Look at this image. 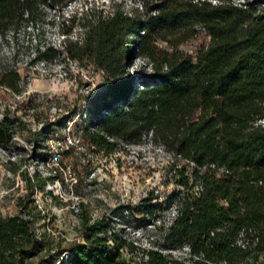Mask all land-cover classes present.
<instances>
[{
  "label": "trees",
  "instance_id": "1",
  "mask_svg": "<svg viewBox=\"0 0 264 264\" xmlns=\"http://www.w3.org/2000/svg\"><path fill=\"white\" fill-rule=\"evenodd\" d=\"M39 1L59 7L66 0H0V29L42 18ZM256 3L140 0L131 10L114 3L105 12L90 7L70 15L81 27L80 36L67 38L65 49L102 73V86L89 97L82 140L109 153L116 141L106 134L134 141L152 128L174 152L167 172L179 186L163 200L150 190L125 205L142 223L176 200L178 213L160 244L187 243L191 255L175 257L151 248L140 264H264V9ZM198 28L206 37L195 50L180 47L197 38ZM55 50L48 46L39 55ZM135 55L142 63L129 71ZM17 78L12 69L0 73V81L14 88ZM14 121L7 113L0 117L1 145L10 141ZM50 123L33 135L43 141ZM30 193L18 201L27 211ZM112 211L121 214L122 208ZM106 224L105 217L83 214L79 234L84 241L68 244L71 252L63 264H125L118 250L125 238L115 234L111 245L97 233ZM44 248L30 219L21 213L0 215V264H48L51 257L44 253L33 258Z\"/></svg>",
  "mask_w": 264,
  "mask_h": 264
},
{
  "label": "rangeland",
  "instance_id": "2",
  "mask_svg": "<svg viewBox=\"0 0 264 264\" xmlns=\"http://www.w3.org/2000/svg\"><path fill=\"white\" fill-rule=\"evenodd\" d=\"M139 2L140 0H66L59 7L56 4L38 2V8L43 14L42 18H34L37 20L38 32L43 39L61 48L58 56L56 55L59 62L48 64L49 68L67 73L62 86L55 78L35 76L32 86L36 89L21 98H14L11 93L0 89V110L15 120L10 127V141L5 145L0 144V215L17 212L20 205L18 201L21 197L24 199L30 190L31 198L34 194H39L44 200V215L34 211L40 225L47 223L67 236L80 238L79 225L83 214L90 216L94 211L111 208L117 202L134 205L152 190L151 186H157L164 198L173 187L179 186L172 178H168L167 165L171 162L169 154L172 150L166 146L164 158L148 162L144 158L135 159L131 151L120 146L109 153L92 150L80 134L84 127V113L86 117L89 114V97L102 86V73L92 69L87 61L80 63L74 59L76 70L70 66L74 63H69L68 53L62 51L65 45L63 42L67 38H78L81 28L79 23L70 19V15L74 13L77 17L90 7L101 8L105 12L114 3L131 10L133 7L139 8ZM259 4L264 9V0H258L256 5ZM197 30V38L183 41L179 46L194 51L199 40L206 37L201 28ZM141 63L142 58L135 55L127 69L137 71ZM16 85L17 88H14L7 84L17 90L20 88L18 80ZM53 106H56L55 111ZM73 109L76 112H72ZM47 121L51 122V131L41 141L33 135V130ZM68 135L78 137L80 143L67 142ZM135 141L137 140L131 142ZM64 148L68 151L64 152ZM46 152L47 156L43 158L41 154ZM30 184L32 187L29 189ZM57 191L67 199L58 197L59 193H55ZM75 195L83 198L77 214L67 206ZM27 202L32 209L31 200ZM54 206L61 208L59 212H54ZM61 233L55 235L45 232V248L67 244L68 242L62 241ZM176 247L169 248L179 250ZM46 250H41L33 258ZM175 252L183 255L182 252Z\"/></svg>",
  "mask_w": 264,
  "mask_h": 264
},
{
  "label": "built area",
  "instance_id": "3",
  "mask_svg": "<svg viewBox=\"0 0 264 264\" xmlns=\"http://www.w3.org/2000/svg\"><path fill=\"white\" fill-rule=\"evenodd\" d=\"M27 12L25 11L24 14ZM23 22V23H22ZM37 20L34 18H26L21 20L20 22L9 25L0 29V73L5 72L10 69H14L18 72V85L19 89L14 90L11 87L7 86V84L0 83V89L4 92L11 93L14 98H21L24 95L33 91L34 88L32 86L33 79L35 76H47L48 78H55L58 84H62L64 82V78L66 75V71H56L49 68L48 64H54L59 62L56 57L59 54V49L55 44H51L40 36L38 32V27L36 25ZM21 27V28H20ZM30 29V30H29ZM21 31V34H20ZM65 43V40L64 42ZM48 46H53L56 50L53 55L50 57H44L43 55H39L41 51L47 49ZM61 51V50H60ZM63 52H67L65 49V45H63ZM68 53V52H67ZM70 54H67L69 63L75 61L74 57L70 58ZM74 63V62H73ZM75 68V63L70 65ZM76 70V68H75ZM62 86V85H61ZM53 110H56V106H53ZM3 116V111L0 110V117ZM84 126L88 123V117L84 113ZM264 120V118L262 119ZM109 140L116 141V147L120 146L126 150L132 152L134 158H144L146 161L150 162L154 159L164 158L167 153L165 149V145L156 140L153 137V129L148 128L141 133V138H139L135 142L126 141L122 138L113 136L111 134H106ZM67 142L71 144L80 143V139L75 136L68 135ZM90 148L94 150V145L90 144ZM102 151V150H101ZM171 160L174 157V152L170 153ZM177 156H180L179 153H176ZM211 165H215L214 162L210 163ZM221 169L223 165L219 166ZM153 193L157 195L159 200H163V195L159 192V188L157 186H151ZM55 193H59L58 191ZM58 197L62 199H67L64 195L60 194ZM83 198L75 195L71 198L70 202L67 206L77 214L80 210L81 202ZM32 209L27 211L24 207L19 205L18 211L15 213H21L24 217L30 219L32 229L35 235L43 239L44 233L57 234L61 233L58 229L54 230L47 223L40 225L37 216L34 215V211L39 212L44 215L46 208H44V200L39 196V194H34L31 198ZM126 203L117 202L114 203L111 208H107L98 212L94 211L91 215V219H98L105 217L107 219V224L97 231L98 234L105 235L107 237V242L113 245L115 234L120 235L125 238L126 243L118 246L119 257L126 261V264H140L143 260L148 258L149 249L157 248L162 252H171L170 254L175 257H187L191 255L190 247L187 243H182L178 245L176 248L179 250H174L173 248L163 247L160 244V241L163 238V234L167 231L169 225L173 221L174 217L178 213L179 205L176 200H172L166 205H163L160 209L153 211L151 214H148V219L145 222L139 223L136 222L135 219L132 218V213L125 205ZM120 205L122 208V215H124L128 219H124V217L117 212H113L112 208ZM54 212H59L61 208L53 207ZM13 214V213H9ZM5 215V214H3ZM62 241L67 244L59 247H49L44 248L46 252L45 256L51 257V261L48 264H63V262L67 259L71 249L68 248L69 242L71 240H76L81 242L84 241L83 237L78 238L77 236H67L61 233ZM238 243L243 244V240L241 236L236 238ZM182 252L183 255H177L176 252ZM128 261V263H127ZM170 264H173L170 262Z\"/></svg>",
  "mask_w": 264,
  "mask_h": 264
}]
</instances>
